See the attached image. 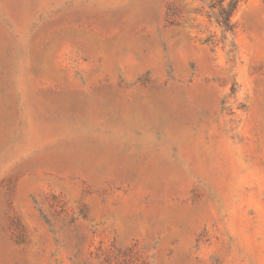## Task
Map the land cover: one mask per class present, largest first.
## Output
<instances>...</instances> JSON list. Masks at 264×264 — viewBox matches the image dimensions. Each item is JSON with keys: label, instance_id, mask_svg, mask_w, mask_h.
<instances>
[{"label": "rangeland", "instance_id": "1", "mask_svg": "<svg viewBox=\"0 0 264 264\" xmlns=\"http://www.w3.org/2000/svg\"><path fill=\"white\" fill-rule=\"evenodd\" d=\"M0 264H264V0H0Z\"/></svg>", "mask_w": 264, "mask_h": 264}, {"label": "trees", "instance_id": "2", "mask_svg": "<svg viewBox=\"0 0 264 264\" xmlns=\"http://www.w3.org/2000/svg\"><path fill=\"white\" fill-rule=\"evenodd\" d=\"M232 7H233V5H231V6L228 7V8H224V9H222V11H221L223 21L226 23V25H228V24H227V21H228V17H229V15H230V12H231V10H232Z\"/></svg>", "mask_w": 264, "mask_h": 264}]
</instances>
